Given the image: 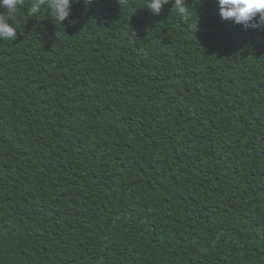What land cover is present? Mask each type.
Returning a JSON list of instances; mask_svg holds the SVG:
<instances>
[{
  "label": "trees",
  "instance_id": "16d2710c",
  "mask_svg": "<svg viewBox=\"0 0 264 264\" xmlns=\"http://www.w3.org/2000/svg\"><path fill=\"white\" fill-rule=\"evenodd\" d=\"M31 2L0 40V264H264V31Z\"/></svg>",
  "mask_w": 264,
  "mask_h": 264
},
{
  "label": "clouds",
  "instance_id": "9594fccd",
  "mask_svg": "<svg viewBox=\"0 0 264 264\" xmlns=\"http://www.w3.org/2000/svg\"><path fill=\"white\" fill-rule=\"evenodd\" d=\"M73 0H32L25 15L34 17L47 8L53 19L60 25L70 14V7ZM173 3L172 10H175L182 18L187 19V7L184 0H144V6L154 15L161 13L163 6ZM24 0H0V40H15L16 28L9 23L13 21L19 5ZM84 3H91V0H84ZM218 13L222 20L230 21L240 25L244 30L255 29L264 31V0H216Z\"/></svg>",
  "mask_w": 264,
  "mask_h": 264
}]
</instances>
